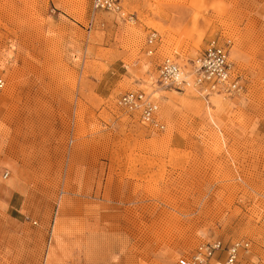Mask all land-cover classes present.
I'll use <instances>...</instances> for the list:
<instances>
[{"label": "rangeland", "instance_id": "1", "mask_svg": "<svg viewBox=\"0 0 264 264\" xmlns=\"http://www.w3.org/2000/svg\"><path fill=\"white\" fill-rule=\"evenodd\" d=\"M211 37L238 91L161 84ZM0 64V264H177L214 238L264 264V0H0ZM130 89L162 129L118 104Z\"/></svg>", "mask_w": 264, "mask_h": 264}, {"label": "built area", "instance_id": "2", "mask_svg": "<svg viewBox=\"0 0 264 264\" xmlns=\"http://www.w3.org/2000/svg\"><path fill=\"white\" fill-rule=\"evenodd\" d=\"M91 9H108L120 12V0H91ZM158 39L155 29L147 37V52L152 53L154 42ZM153 45V46H152ZM229 44L218 37L209 38L202 50L191 60L186 69L169 57H164L158 65V78L162 85L182 89L186 86L198 89L202 94L213 92L232 93L240 89V77L232 70L228 59ZM6 79L0 64V92ZM118 104L145 126L162 129L164 123L159 119V105L151 95L142 89H130L120 94ZM7 175V173H6ZM259 221L264 225V195L259 213ZM250 240L231 239L224 242L214 238L198 244L190 253L180 254L177 264H237L242 253L249 250Z\"/></svg>", "mask_w": 264, "mask_h": 264}]
</instances>
